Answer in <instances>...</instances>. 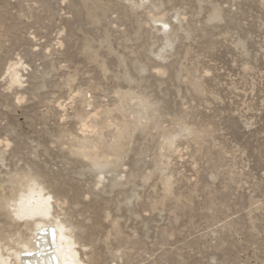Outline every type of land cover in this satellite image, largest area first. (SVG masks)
Returning <instances> with one entry per match:
<instances>
[{"label": "rangeland", "instance_id": "obj_1", "mask_svg": "<svg viewBox=\"0 0 264 264\" xmlns=\"http://www.w3.org/2000/svg\"><path fill=\"white\" fill-rule=\"evenodd\" d=\"M157 11L171 40L161 56L146 20ZM128 88L160 128L188 130L164 177L149 130L94 186L71 143L85 117L116 125ZM0 156V180L32 169L63 203L80 264H264V0H0Z\"/></svg>", "mask_w": 264, "mask_h": 264}, {"label": "bare ground", "instance_id": "obj_2", "mask_svg": "<svg viewBox=\"0 0 264 264\" xmlns=\"http://www.w3.org/2000/svg\"><path fill=\"white\" fill-rule=\"evenodd\" d=\"M133 3L136 7L143 5L140 1ZM149 9L147 10L150 11ZM152 9L156 10L155 7ZM158 15L152 14L146 20L160 34L161 47L156 51V56H161L170 46L171 40L166 33L167 21L163 20L159 12ZM209 18L218 19L214 9ZM156 24L159 26L156 27ZM23 69L20 60L7 65L4 76L9 87L20 85ZM193 85L198 88L196 79ZM131 90L128 88L115 93L114 107L119 113L116 125L110 124L111 119L98 122L94 116L89 119L85 117L86 120L82 119L80 127L82 133L71 143V155L80 160L83 168L92 175L94 186L100 185L107 175L117 170L135 134L138 132L144 134L149 130L155 131L156 138L153 170L157 176L164 177V162H168L164 159L171 151L174 136L188 130L183 121L176 119L171 130L160 128L152 104L140 93ZM107 129L109 131L105 135L104 131ZM193 138L199 137L194 135ZM14 170L7 174L5 172V178L0 180V215L8 221L5 224L14 227L10 231L0 230V264H80L82 260L77 247L82 237L77 236L71 220L68 221L60 210L54 211L55 207H62L63 203L61 202V205L52 203L54 193L51 195L49 187L41 179L42 175L40 177L31 172L32 169ZM170 185L168 179L164 178L162 186L165 193L170 192Z\"/></svg>", "mask_w": 264, "mask_h": 264}]
</instances>
